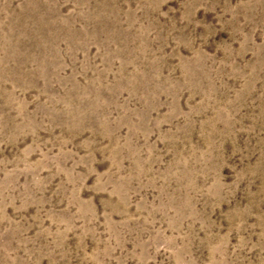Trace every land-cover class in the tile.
Masks as SVG:
<instances>
[{
  "label": "rangeland",
  "instance_id": "obj_1",
  "mask_svg": "<svg viewBox=\"0 0 264 264\" xmlns=\"http://www.w3.org/2000/svg\"><path fill=\"white\" fill-rule=\"evenodd\" d=\"M0 264H264V0H0Z\"/></svg>",
  "mask_w": 264,
  "mask_h": 264
}]
</instances>
